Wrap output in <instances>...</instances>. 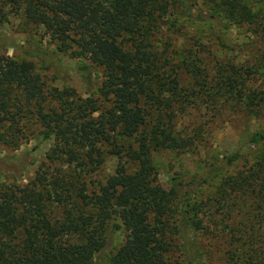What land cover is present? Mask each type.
<instances>
[{
  "label": "trees",
  "instance_id": "obj_1",
  "mask_svg": "<svg viewBox=\"0 0 264 264\" xmlns=\"http://www.w3.org/2000/svg\"><path fill=\"white\" fill-rule=\"evenodd\" d=\"M202 1L204 8L196 0H0V23L14 15L43 29L56 51L76 59L72 70L86 85L92 67L102 72L95 97L47 86L33 61L2 51L14 45L0 38V143L18 147L34 126L42 139L53 138L47 162L67 165L55 172L40 166L26 183H0V264H94L110 250L108 264H168L172 235L180 264H207L200 237L208 226L195 198L204 179L183 184L171 176L164 188L152 152L190 148L194 137L179 134L175 121L202 99L217 111L227 102L264 114V84L238 78L232 64L209 77L190 48L177 58L155 41L172 9L175 20H211L223 31L249 23L262 31L264 62V0ZM248 142L261 147L255 161L221 181L225 191L255 194L262 209L264 131L251 132ZM108 156L117 159L113 171L87 187L82 177ZM258 219L264 221L261 211ZM119 228L125 237L112 249ZM258 238L264 243V228ZM223 264L246 260L234 250Z\"/></svg>",
  "mask_w": 264,
  "mask_h": 264
},
{
  "label": "rangeland",
  "instance_id": "obj_2",
  "mask_svg": "<svg viewBox=\"0 0 264 264\" xmlns=\"http://www.w3.org/2000/svg\"><path fill=\"white\" fill-rule=\"evenodd\" d=\"M195 5L204 8L202 0H196ZM171 11L155 41L158 49L168 45L177 58H182L184 51L190 48L194 52L192 55L199 59L198 63L208 71L209 77L215 75L220 67L232 64L240 69L241 76L238 78L247 77V83L253 87L264 84V62L260 59L262 31L256 25L233 24L223 31L211 20L198 22L181 17L175 20L177 16ZM0 38L8 39L14 45L6 50L2 48V51L18 59L33 61L47 86H69L83 97L97 96L95 91L102 80L101 69L92 67L91 82L86 85L72 70L76 59L56 51L43 29L10 15L7 22L0 23ZM42 61L50 63V66L41 68ZM212 106L210 101L202 99L188 106L176 118L175 130L181 135H191L194 142L186 150L160 149L152 152L157 182L168 189L171 176L177 177L183 184L204 179L195 192V198L208 226L200 237L207 264H223L228 252L234 250L242 260H246V264H264V243L258 241L264 228V221L258 217L260 211L261 215L264 214V208L257 207L255 194L241 190L225 191L221 181L222 176L245 172L255 161L261 147L249 143L248 136L255 130L264 131V114L253 116L236 103L231 105L226 102L218 111ZM26 135L18 147L0 143V183H26L34 178L40 166L42 170L48 164L49 172L67 170V165H60L59 161L53 165L47 162L46 154L54 143L53 138L42 139L34 126L27 130ZM236 151L239 152L237 160L227 164L226 157ZM116 163L115 157L108 156L102 167L83 176L87 187L89 181L102 180L112 172ZM257 228L258 231H255ZM124 237L125 232L121 228L114 229L109 239L112 249L118 247ZM170 239L168 264H180L179 240L173 235ZM110 251L94 264H108Z\"/></svg>",
  "mask_w": 264,
  "mask_h": 264
}]
</instances>
